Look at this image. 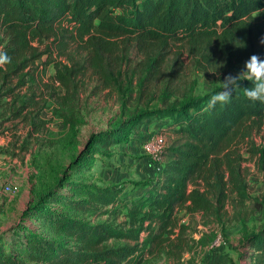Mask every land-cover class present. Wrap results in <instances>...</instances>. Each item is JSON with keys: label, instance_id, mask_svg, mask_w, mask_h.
Listing matches in <instances>:
<instances>
[{"label": "trees", "instance_id": "16d2710c", "mask_svg": "<svg viewBox=\"0 0 264 264\" xmlns=\"http://www.w3.org/2000/svg\"><path fill=\"white\" fill-rule=\"evenodd\" d=\"M262 41L264 0H0V51L11 57L0 65V135L14 137L20 126L15 142L22 136L25 148L46 131L45 109L75 135L88 98L103 92L126 116L90 137L56 188L24 211L16 235L0 236V264H139L149 255L179 263L217 237L212 229L196 239L198 231L177 223L180 211L219 226L248 220L247 203L264 201V188L249 194L243 166L250 159L264 185V143L255 142L264 102L244 95L249 80L227 104L209 108L208 100L235 66L252 54L264 58ZM196 71L212 85L202 96L192 94ZM146 122L164 130L160 170L131 182L127 202L123 186L72 177L90 166L98 145L109 157ZM91 216L106 220L85 219ZM242 243L246 264H264V222Z\"/></svg>", "mask_w": 264, "mask_h": 264}, {"label": "rangeland", "instance_id": "374dc122", "mask_svg": "<svg viewBox=\"0 0 264 264\" xmlns=\"http://www.w3.org/2000/svg\"><path fill=\"white\" fill-rule=\"evenodd\" d=\"M242 68L243 66L240 65L235 66L232 74L235 75ZM44 70L46 76L54 73L52 66L45 67ZM193 79L195 80L193 95L202 96L211 90L212 85L204 72L196 71ZM121 111L114 97L103 92L88 98L81 111L85 124L78 127L75 135L68 127H64L59 119L53 117L49 109L43 110L40 115L46 122V131L37 133L26 140L25 148L21 147L22 136L15 142L20 126L15 129L16 132H12L14 137L10 132L0 135V236L9 241L18 233L17 229L13 228L22 222L21 217L24 211L29 209L40 195L56 188L55 185L64 169L89 142L92 135L117 129L125 121L126 116H120ZM141 129L142 127L137 135L131 136L128 142L110 147L109 157L107 151L98 145L99 152L94 154L93 159L89 161L90 166L85 170H79L80 172L72 173V177L78 181L99 186L117 184L123 186L121 199L127 202L130 197L131 182L152 179L155 174H158L156 163L143 153L142 143L150 134L162 130L155 126L148 130ZM11 131H14L13 128ZM255 142L264 143V126L261 134L255 138ZM244 157L247 158V155ZM243 166L247 169L248 192L251 196H258L264 188L261 175L250 159L246 160ZM5 187H9L10 191H5ZM62 191H67V189ZM49 206L59 207L61 211L71 214L69 208L62 203L51 202ZM247 209L251 213L248 220L241 223L224 222L222 226L203 221L199 214L190 215L180 211L177 213L178 224L188 225L190 233L198 231L195 232L196 238L201 232L213 229L218 239L217 244L210 245L209 243L204 247L186 252L179 263H174L165 256L153 258L149 255L145 256L139 264L248 263L246 257L249 250L243 245L242 239L245 233L253 234L263 224L264 201L260 200L258 206L249 202ZM227 210H230L229 206ZM85 219L95 223L105 221L106 217L91 216ZM25 224L29 227L37 225L31 220H27ZM44 229L46 227L41 228V230Z\"/></svg>", "mask_w": 264, "mask_h": 264}, {"label": "clouds", "instance_id": "9594fccd", "mask_svg": "<svg viewBox=\"0 0 264 264\" xmlns=\"http://www.w3.org/2000/svg\"><path fill=\"white\" fill-rule=\"evenodd\" d=\"M264 43V41H262ZM11 57L4 51H0V65L10 63ZM249 80L253 86L244 88V95L252 102H264V58L258 54H252L244 63L243 68L235 75L228 74L221 82L222 90L214 93L208 100V107H215L230 102L233 92L240 88V81Z\"/></svg>", "mask_w": 264, "mask_h": 264}, {"label": "built area", "instance_id": "2783aa9c", "mask_svg": "<svg viewBox=\"0 0 264 264\" xmlns=\"http://www.w3.org/2000/svg\"><path fill=\"white\" fill-rule=\"evenodd\" d=\"M165 147V136L163 132L157 131V133L150 134L142 143L143 153L150 157L154 163H156L157 172L160 170V156ZM5 191L9 192L10 188L5 187ZM197 234H195L196 238ZM198 238V237H197ZM196 238V239H197ZM218 242L217 237L210 245H216Z\"/></svg>", "mask_w": 264, "mask_h": 264}, {"label": "crops", "instance_id": "0c3cea01", "mask_svg": "<svg viewBox=\"0 0 264 264\" xmlns=\"http://www.w3.org/2000/svg\"><path fill=\"white\" fill-rule=\"evenodd\" d=\"M161 125V123H158V122H151V123H148L146 122L143 126H142V129L141 130H148L149 128H151L152 126H155L157 128H159V126ZM160 129V128H159ZM156 176V174H155ZM155 176L153 178H155Z\"/></svg>", "mask_w": 264, "mask_h": 264}, {"label": "bare ground", "instance_id": "6f19581e", "mask_svg": "<svg viewBox=\"0 0 264 264\" xmlns=\"http://www.w3.org/2000/svg\"><path fill=\"white\" fill-rule=\"evenodd\" d=\"M3 191V190H2Z\"/></svg>", "mask_w": 264, "mask_h": 264}]
</instances>
